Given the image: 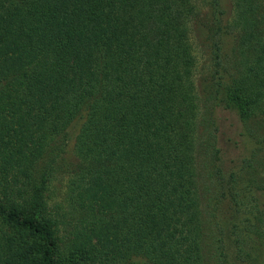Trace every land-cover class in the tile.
<instances>
[{
    "label": "trees",
    "instance_id": "1",
    "mask_svg": "<svg viewBox=\"0 0 264 264\" xmlns=\"http://www.w3.org/2000/svg\"><path fill=\"white\" fill-rule=\"evenodd\" d=\"M223 1L0 0V264H264V0Z\"/></svg>",
    "mask_w": 264,
    "mask_h": 264
},
{
    "label": "rangeland",
    "instance_id": "2",
    "mask_svg": "<svg viewBox=\"0 0 264 264\" xmlns=\"http://www.w3.org/2000/svg\"><path fill=\"white\" fill-rule=\"evenodd\" d=\"M203 0H195L197 5H201ZM223 4L229 9L230 7V0H224ZM192 48H193V56L196 61V85L199 86L202 79L205 76L206 70V62L207 58L204 55L202 48L199 46L198 41L196 39L191 40ZM216 124L219 126V132L222 134L219 136V139L222 140L221 142L222 147H228L233 142L238 144L237 138V125L238 123L234 119V117L230 113H217L216 115ZM207 127V126H206ZM202 129V128H201ZM208 127L206 128V130ZM218 139V140H219ZM228 139L229 141H225ZM72 149V142L68 143L66 148V154H63V158L66 162L74 161V157L71 153ZM232 151V148L229 150ZM201 160V159H200ZM197 159V165L201 167L202 160ZM70 175H68L66 167H63L60 172L55 175V178L51 181L48 186L47 197H48V206L52 210L58 209L60 212L65 209L66 200H67V191H68V184H69Z\"/></svg>",
    "mask_w": 264,
    "mask_h": 264
}]
</instances>
